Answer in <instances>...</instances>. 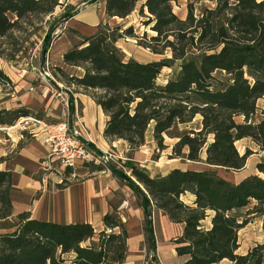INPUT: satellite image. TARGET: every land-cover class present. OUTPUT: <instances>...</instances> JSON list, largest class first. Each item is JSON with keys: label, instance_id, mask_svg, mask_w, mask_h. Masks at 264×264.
I'll use <instances>...</instances> for the list:
<instances>
[{"label": "trees", "instance_id": "trees-1", "mask_svg": "<svg viewBox=\"0 0 264 264\" xmlns=\"http://www.w3.org/2000/svg\"><path fill=\"white\" fill-rule=\"evenodd\" d=\"M172 1L105 0L107 15L120 18L142 2V11L147 8L150 14L147 24L154 22L156 34L139 44L154 54L170 52V58L146 62L127 58L116 43L132 35V27L119 32L118 26L100 23L90 36L74 30L81 41L63 54V63L81 69L82 75H71L70 82L86 91L108 117L103 132L106 140H123L135 149L145 143L151 127L154 140L163 148L164 134L200 117V128L180 133L174 154L194 162L205 155L211 166L240 170L252 151L246 148L240 153L237 141L250 138L264 150V117L254 119L257 102L264 97V0H188L185 18L174 12ZM201 2L211 5L197 13ZM59 4V0H0V38L20 30L34 14L52 13ZM15 52L10 59L19 51ZM62 68L58 70L65 75ZM164 68L173 71L160 82ZM10 82L0 68V84ZM29 115L27 108L1 109L0 125L11 126ZM124 166L129 175L116 167L111 170L139 199L149 249L156 248L150 218L156 208L172 223L182 225L173 240L180 264H221L224 260L264 264V243L245 255L237 253L239 231L248 223L242 209L254 203L250 214H260L264 220V176L253 174L232 182L215 171L175 168L152 177L131 161ZM257 169L264 175V161ZM70 170L67 167L66 173ZM12 189V172L0 170V220L11 223L6 225L10 230L0 233V264L125 262L129 234L116 214L103 215L100 231L89 222L33 219L27 211L10 221ZM187 194L192 196L190 203L182 198ZM206 219L210 220L207 226L203 224Z\"/></svg>", "mask_w": 264, "mask_h": 264}, {"label": "rangeland", "instance_id": "rangeland-1", "mask_svg": "<svg viewBox=\"0 0 264 264\" xmlns=\"http://www.w3.org/2000/svg\"><path fill=\"white\" fill-rule=\"evenodd\" d=\"M104 1L59 0L60 4L52 13L34 14L26 19L20 30H15L7 37L0 38V51L2 53L0 55V68L11 81L10 83L0 84V111L1 109L27 108L30 111V115L26 117L40 119L46 124L67 121L69 129L80 128L84 139L91 142L84 123L80 121L81 102H79L80 96L89 94L86 91H79L70 82L71 75H78L82 70L67 67L61 63L62 52L69 47L72 48L81 41L80 35L70 26L72 24L70 19L73 15L88 8L91 10L95 9L96 12H100L103 25H108L111 28L118 26L120 28L119 32L132 27V35H125L116 43L119 50L126 57H134L143 62L171 57L170 52L161 55L154 54L139 44L140 42H146L152 35L156 34L152 30L154 22L147 24L150 14L147 8L142 11V2H139L128 16L120 18L110 17L106 12L104 14L103 10L100 11L102 9L99 8L100 4ZM187 2L188 0L172 1L174 12L180 18H185L187 15ZM93 4H96V6L92 7ZM204 5L211 4L209 2L198 3L197 13ZM145 35L147 36L145 37ZM15 51H19L18 54L14 59H10L11 55L16 53ZM61 66L65 75H62L58 70ZM172 71L173 69L164 68L159 81L163 82ZM217 76L221 79L225 78L220 73ZM257 103L258 112L254 119L260 120L264 117V97ZM4 118L6 119L7 116H4ZM21 118L17 119L7 132L13 134L20 130L22 140L26 138V135L28 138H32L35 133L40 134L38 124L34 125L31 121L29 124H25L21 122ZM237 119L241 121L240 117ZM13 126L15 127L13 128ZM200 126V117L195 118L189 124L177 125L169 134H164L163 148H160L154 140L152 128L150 127L146 134L145 143L142 146L132 149L128 143L121 141V144H116L107 151L109 158L106 162L77 161L71 167L69 174L66 173L67 167L62 166L58 162L55 163L52 169L45 171L46 173L51 172L50 178L46 182L47 190L37 191L33 194L37 198H41L43 197V192L45 193V200L42 199L39 206L40 213L57 218L67 216L78 220L89 219L92 220V225L96 230H102L104 226L99 220L103 195H99L96 191L97 188L100 189L102 180L103 190L106 189L108 184L115 189L112 192H107L105 196L112 206L110 213L116 214L124 222L130 237L129 241L131 242L128 248L134 247L135 249L129 252L124 264H153L157 259V244L153 250L148 248L144 210L139 206V199L135 192L124 180L114 175L111 167H116L115 169L122 170L129 175L130 171L124 165L126 162L131 161L140 169L147 171L152 177L165 175L175 168L210 170L217 172L232 182H239L253 174L264 176L257 169V164L264 161V151H261L250 138L236 142L240 153H244L246 148L252 151V154L247 158L245 166L240 170H227L223 167L211 166L205 162L204 158L201 161L194 162L186 158L177 157L174 154L173 146L178 141L180 133L192 128L198 129ZM36 130L37 132L34 133ZM9 137L5 136V134H0V142L2 141L3 145L10 147L11 140L9 141L8 139L11 138ZM43 138L44 135L40 138V141L43 142ZM21 144L22 141L19 146ZM18 147L8 153V157L15 156V151ZM99 167L103 170H99ZM95 177L98 178L93 184ZM90 179H92V182ZM60 180V188L67 189V200L71 204L70 211L66 215L58 205L59 201H61L62 193L57 189L56 181ZM92 194H97V196H91ZM182 198L187 203L192 200L190 194L184 195ZM254 205L252 203L242 209V213L247 217L248 223L239 231L237 253L241 255L247 254L257 244L264 243L263 217L256 213L250 214ZM154 209L150 216L153 229L158 215L157 212H154ZM203 224L209 225V219H206ZM159 228L160 226L157 230L160 234ZM64 264L71 263L66 262ZM221 264H230V262L224 260Z\"/></svg>", "mask_w": 264, "mask_h": 264}, {"label": "crops", "instance_id": "crops-1", "mask_svg": "<svg viewBox=\"0 0 264 264\" xmlns=\"http://www.w3.org/2000/svg\"><path fill=\"white\" fill-rule=\"evenodd\" d=\"M95 6L96 4L92 5V7H95ZM99 8H102L100 11L103 10L105 14L106 12L105 1L100 4ZM70 21L72 23L70 26L75 31H77L79 34H82L84 36H90L97 31V27L101 23L102 18H101L100 12H96L95 9L91 10L90 8H88V9L76 12L73 15V17L70 19ZM70 48L71 47L67 48L61 54V63L63 65H64L63 54ZM127 58H131V57H127ZM81 75H82V71L78 74V76H81ZM78 90L82 91L81 89H78ZM79 102H81L80 121L84 123L85 129L89 133L91 142H94V144H97L96 147L102 153L107 152L110 148H112L116 144H121V141L123 140H117V141L110 142L105 139L103 132H104L108 117L103 113L100 106H98L89 95L80 96ZM257 107H258V103H257ZM101 120H103L102 123H101ZM14 127L15 126H13V128ZM10 128H11L10 126L0 125V131H1L0 134H5V136H10L9 138H11V139H8L9 141L11 140L10 147L7 145H3L2 141L0 142V159H1L0 160V170H8V171H11L13 174V189L11 192V197H12V202H13L14 215L12 216L10 221L13 220V218H15V215L17 213L27 211L30 213V217L33 219L50 220V221L59 222V223L89 222L92 224V220H89V219L78 220L74 218H69L67 216H64L62 218L60 217L57 218V217H51L46 214L40 213L39 206L41 204L42 199L45 198L44 197L45 193L43 192V197L41 198H37L33 194L37 191L47 190L46 182L48 178H50L51 172L50 173H46V172L47 170L52 169V166L55 165V163L51 162L49 157H47L46 155L47 151L44 146V142L40 141V138H42V136L44 135V132L42 130H40V134L35 133L37 132L36 130L34 131L35 134L32 136V138L29 137L30 138L29 139L28 136L26 135V138L23 137L24 139L22 140L21 139L22 135H20V132H19L20 130L18 131L16 129L17 131L11 134L7 132V130H9ZM23 128H26V127H23ZM21 130H24V129H21ZM21 141H22V144L19 146ZM16 147H18L17 150L15 151L16 155L8 157V153L12 152ZM257 147L259 148L258 145ZM261 151H264V150H261ZM202 158L205 159V155H203ZM97 178L98 177L94 178L93 184L95 183ZM90 180L92 182V179ZM56 182H57L56 184L57 189H59V191H61L62 193L61 201H59L58 205L60 209H62L63 213L66 215L69 213L70 206H71L70 201L67 200V189L60 188L61 180L56 181ZM100 183H101L100 189L97 188L96 191L99 195H103V198L100 204L101 206L100 216L101 217L99 220V222L102 223L103 215L110 212L112 208L111 204L107 201L108 198H106L105 196L107 192H112L115 189H113V187H111V185L108 184L106 185V189L103 190L104 187H103L102 180ZM101 189H102V192H101ZM32 196H34V198H32ZM91 196H97V194H94V195L92 194ZM47 198H50V197H47ZM154 212H157L158 215H157V219L154 225V232H155V238H156V244H157V249H156L157 259L153 264H180L182 259L178 257L176 253L173 240L181 232L182 225L172 223L166 215H164L161 211H159L156 208L154 209ZM5 224L6 223L4 221L0 220V233L10 230V228L6 227ZM209 224H210V220H209ZM159 226H160L159 232L161 236L157 230ZM129 239L130 237L127 240L128 246L131 243ZM133 250H135L134 247L128 248V252H132Z\"/></svg>", "mask_w": 264, "mask_h": 264}, {"label": "built area", "instance_id": "built-area-1", "mask_svg": "<svg viewBox=\"0 0 264 264\" xmlns=\"http://www.w3.org/2000/svg\"><path fill=\"white\" fill-rule=\"evenodd\" d=\"M21 119L25 124L31 121L34 125H39L38 130L44 132L43 142L47 155L53 163L58 162L62 166L73 167L77 161L101 163L109 158L107 152L98 153L89 145L80 128L69 129L67 121L46 124L33 117Z\"/></svg>", "mask_w": 264, "mask_h": 264}]
</instances>
